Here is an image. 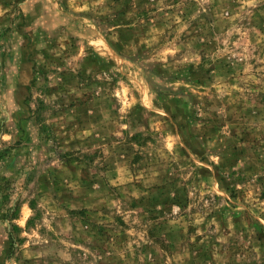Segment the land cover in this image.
I'll list each match as a JSON object with an SVG mask.
<instances>
[{
  "label": "rangeland",
  "instance_id": "rangeland-1",
  "mask_svg": "<svg viewBox=\"0 0 264 264\" xmlns=\"http://www.w3.org/2000/svg\"><path fill=\"white\" fill-rule=\"evenodd\" d=\"M0 264H264V0H0Z\"/></svg>",
  "mask_w": 264,
  "mask_h": 264
}]
</instances>
